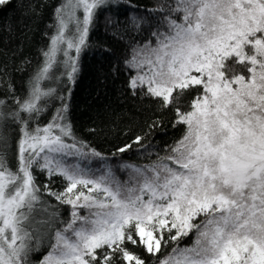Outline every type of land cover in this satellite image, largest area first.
<instances>
[{
    "label": "snow or ice",
    "instance_id": "1",
    "mask_svg": "<svg viewBox=\"0 0 264 264\" xmlns=\"http://www.w3.org/2000/svg\"><path fill=\"white\" fill-rule=\"evenodd\" d=\"M111 2L61 0L23 93L0 65V264H264V0H159L149 10L161 16L129 49L127 87L184 131L163 155L121 163L125 180L73 132L71 90L46 86L75 82L96 12ZM43 195L68 206L69 219Z\"/></svg>",
    "mask_w": 264,
    "mask_h": 264
},
{
    "label": "trees",
    "instance_id": "2",
    "mask_svg": "<svg viewBox=\"0 0 264 264\" xmlns=\"http://www.w3.org/2000/svg\"><path fill=\"white\" fill-rule=\"evenodd\" d=\"M60 2L11 0L10 4L0 8V65L7 66L11 82L20 93L25 91L29 77L42 62L41 52L46 49L54 32V28L49 26L54 24V10ZM158 2L112 0L107 7L96 12L87 46L79 55L75 82L69 83L66 77L46 82V86L56 87L65 96L71 90L66 102L73 132L108 157L107 163L121 180L127 179V171L119 167L121 163L143 164L148 162L149 153L153 158L156 153L163 155L184 131L182 126L172 127L169 112L157 111L150 99L133 96L127 87L131 73L124 61L132 45L151 38L161 14L149 10ZM133 17L143 18L139 29L133 27ZM63 71V67L57 70L58 73ZM54 103L59 106L60 101ZM46 121L47 114L42 122ZM152 121H159V124L149 128ZM136 135L145 137V147L134 145L123 154L112 155L117 147L131 142ZM101 165V161L93 160L88 166L96 170ZM35 175L39 185L48 183L45 174L36 171ZM51 187L61 190L60 179L55 178ZM42 199L56 206L61 219H69L68 206L58 205L46 195ZM194 238V234L189 235L180 242V246L192 245ZM46 251L47 248L42 247L39 253L31 255V260L38 261Z\"/></svg>",
    "mask_w": 264,
    "mask_h": 264
},
{
    "label": "rangeland",
    "instance_id": "3",
    "mask_svg": "<svg viewBox=\"0 0 264 264\" xmlns=\"http://www.w3.org/2000/svg\"><path fill=\"white\" fill-rule=\"evenodd\" d=\"M81 15H82V13H81Z\"/></svg>",
    "mask_w": 264,
    "mask_h": 264
}]
</instances>
